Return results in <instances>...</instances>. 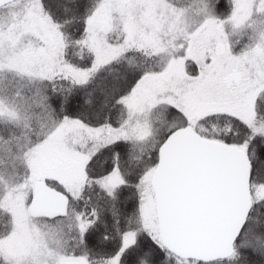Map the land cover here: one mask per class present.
<instances>
[{"label":"snow or ice","instance_id":"6c2138e0","mask_svg":"<svg viewBox=\"0 0 264 264\" xmlns=\"http://www.w3.org/2000/svg\"><path fill=\"white\" fill-rule=\"evenodd\" d=\"M0 264H264V0H0Z\"/></svg>","mask_w":264,"mask_h":264}]
</instances>
